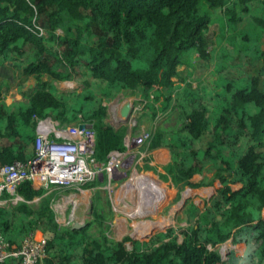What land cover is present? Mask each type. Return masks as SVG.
Returning <instances> with one entry per match:
<instances>
[{
  "label": "trees",
  "instance_id": "trees-1",
  "mask_svg": "<svg viewBox=\"0 0 264 264\" xmlns=\"http://www.w3.org/2000/svg\"><path fill=\"white\" fill-rule=\"evenodd\" d=\"M217 13L232 33L219 52L213 45L221 38L211 28ZM261 35L264 0H0V56L23 57L22 73L35 84L21 92L26 106L0 103V167L32 156L33 115L70 123L80 113L95 130L99 159L123 151L127 128L105 121L104 103L132 90L152 118L172 105L179 110L180 125L156 129L149 144L169 150L167 171L179 189L220 183L203 209L188 205L180 241L174 228L145 241H117L101 230L88 233V224L59 225L50 196L24 182L17 188L22 202L0 205L5 241L17 247L40 231L44 264H236L234 254L223 260L213 249L231 239L247 247L240 264H264V75L243 71L245 63H264ZM184 55L213 66L217 78L195 88L178 85ZM225 72L234 75L225 78ZM235 79L240 84L233 88ZM72 80L80 91L56 87V81ZM203 137L209 138L205 148L199 146ZM208 164L215 169L210 182L193 183ZM37 196L42 200L34 208L28 202Z\"/></svg>",
  "mask_w": 264,
  "mask_h": 264
},
{
  "label": "rangeland",
  "instance_id": "rangeland-1",
  "mask_svg": "<svg viewBox=\"0 0 264 264\" xmlns=\"http://www.w3.org/2000/svg\"><path fill=\"white\" fill-rule=\"evenodd\" d=\"M215 23L211 25L212 30L218 35L221 40L214 42L213 47L216 52L226 46V41L231 38V31L225 28L224 17L221 13H217L213 19ZM60 32V31H59ZM263 43L264 36L259 37ZM234 59H238V53H234ZM184 65L180 67L179 80L183 85H191L193 88L203 82L216 79L213 66L207 64L200 65V61L196 56L190 58L183 56ZM263 61L259 60L257 65H243V71L252 75H264ZM234 74L225 72L223 77L232 78ZM226 82V81H225ZM56 87L61 91H80L81 86L77 81H56ZM232 87H237L240 83L238 80H232ZM0 86V91H1ZM140 96L137 91L124 90L117 94L113 99L104 103L107 116L105 121L114 128L122 125L126 126L127 133L135 136L140 131L155 132L156 129L174 130L182 122L179 110L172 105L165 112L160 111L156 118H152V111L149 107L141 108ZM26 106L27 100L23 103H16ZM137 108V109H136ZM34 135V132H33ZM209 141L208 137L201 138L199 146L205 148ZM150 159L144 158V165H136L129 167L127 163H123L112 174V179L108 181L107 173L100 174L94 181L86 184L83 189L85 193L82 196H76L77 207L74 213V221L76 223H87L88 233L98 235L99 230L104 231L107 236L113 240L121 241L126 237L132 240L145 241L153 234L165 232L168 228H174L179 240L182 236L179 233L180 229L187 227V207L194 203L200 209H203L204 200H208L216 189L220 186L218 180H214L212 185L193 188L185 186L181 189L174 183L172 176L168 173L166 165L160 162H155L150 165ZM163 162V161H162ZM136 172L143 173V177L139 178L132 175L133 184H128L129 178L133 169ZM215 173V169L211 164H208L203 172V175H195L191 181L193 183L203 180L205 183L210 182ZM141 175V174H140ZM151 180L153 185L148 181ZM159 181H157V180ZM139 180V181H138ZM155 189L158 193V201L155 211L138 214L134 211L137 207V189L146 186L145 182ZM138 183V185H137ZM143 185H141V184ZM239 184H231L232 189L238 188ZM153 190H151L153 192ZM186 192H189L188 195ZM65 193V192H63ZM66 195V194H65ZM153 194H151L152 196ZM42 200V196H37L29 202L30 206L37 208ZM50 203V200H49ZM72 203L66 205L65 214L70 213ZM100 215L96 217V213ZM101 221V225L97 220ZM60 223V222H59ZM144 223H155V227L148 232H142ZM62 224V223H60ZM143 225V226H140ZM126 248L131 249V241H125ZM213 249L217 250L223 260H228L230 255V243L224 242L218 244ZM236 264H240L239 261Z\"/></svg>",
  "mask_w": 264,
  "mask_h": 264
},
{
  "label": "built area",
  "instance_id": "built-area-1",
  "mask_svg": "<svg viewBox=\"0 0 264 264\" xmlns=\"http://www.w3.org/2000/svg\"><path fill=\"white\" fill-rule=\"evenodd\" d=\"M31 26L37 28L40 34L44 33L34 23ZM144 103L145 101L141 103V108ZM32 121V156L25 161L14 160L0 167V205L22 202L23 198L17 193V188L24 182H30L43 190L42 196H50L55 221L61 226L75 224V197L85 193L83 187L86 184L104 172L108 174L110 182L113 172L124 162L129 167L137 164L142 166L143 159H148L152 152L149 144L154 132L142 130L135 136L126 133L123 139L125 149L113 150L101 160L96 152L95 130L82 114H77L76 119L70 123L37 115L32 116ZM81 125L86 127L81 128ZM146 162L149 164L148 160ZM133 173L143 174L136 172L134 168L130 178ZM69 202L72 207L66 215V205ZM46 257L45 239L40 231L25 236L17 247H11L0 234V264L9 258L17 259L19 264H44Z\"/></svg>",
  "mask_w": 264,
  "mask_h": 264
},
{
  "label": "crops",
  "instance_id": "crops-1",
  "mask_svg": "<svg viewBox=\"0 0 264 264\" xmlns=\"http://www.w3.org/2000/svg\"><path fill=\"white\" fill-rule=\"evenodd\" d=\"M27 60L28 59H26V61ZM23 64H25V59L23 57L11 54L9 58L3 61L2 56H0V86L2 88L0 91V103H4L7 106L16 103H23L25 102V99L22 97L21 92L34 87L35 84L32 76H24L22 73ZM174 80H177V78H174ZM180 81L181 80H179V83L177 84L183 85ZM123 91H121V93ZM149 159L150 165L155 162H160L162 165L168 166L171 163L170 152L163 147L152 150ZM227 242L230 243V253L234 254L241 263L247 251L245 243H235L231 239L227 240Z\"/></svg>",
  "mask_w": 264,
  "mask_h": 264
},
{
  "label": "bare ground",
  "instance_id": "bare-ground-1",
  "mask_svg": "<svg viewBox=\"0 0 264 264\" xmlns=\"http://www.w3.org/2000/svg\"><path fill=\"white\" fill-rule=\"evenodd\" d=\"M133 174H135V176H138L139 178L147 179L146 177H143V174H141V175L136 174V173H133ZM131 178H132V176H131ZM131 178H130L128 184L129 183L133 184ZM148 181L153 185V182L151 180L148 179ZM145 184H146V186L145 185L143 186L141 184L143 186L141 188H138L139 186H135V188L137 189V200H136L137 201V207L134 211H137L138 214H144L146 212L155 211L156 206H157L158 193H155L156 190L155 189L153 190V188L149 185V183L147 181L145 182ZM137 185H138V183H137ZM151 190H153V192ZM151 194H153V195L151 196ZM143 225H144V227L142 229V232L145 231V233H146L151 228L155 227L156 224L155 223H148V224L144 223ZM143 225H140V226H143Z\"/></svg>",
  "mask_w": 264,
  "mask_h": 264
},
{
  "label": "water",
  "instance_id": "water-1",
  "mask_svg": "<svg viewBox=\"0 0 264 264\" xmlns=\"http://www.w3.org/2000/svg\"><path fill=\"white\" fill-rule=\"evenodd\" d=\"M81 128L86 127V125H81ZM88 127H91L90 125H88ZM87 226V223H76L72 226V229H81V228H85Z\"/></svg>",
  "mask_w": 264,
  "mask_h": 264
}]
</instances>
